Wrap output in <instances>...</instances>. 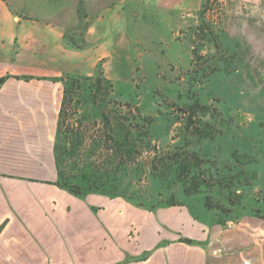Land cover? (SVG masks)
Wrapping results in <instances>:
<instances>
[{"label": "crops", "instance_id": "crops-1", "mask_svg": "<svg viewBox=\"0 0 264 264\" xmlns=\"http://www.w3.org/2000/svg\"><path fill=\"white\" fill-rule=\"evenodd\" d=\"M58 1L65 0H0V264H255L249 256L256 251L248 245L236 259V225L224 230L206 226L202 238H192L200 245H189L165 229L190 232L188 210L154 213L101 195L82 200L55 185L63 84L54 79L65 75L66 50L80 54L65 43L63 17L50 14ZM72 1L78 13L81 0ZM122 1L110 12L120 11ZM146 1L175 21L178 17L179 24L202 7V0ZM225 2L220 48L234 57L236 14L247 24L241 30L249 39L262 37L264 0ZM79 61L76 57V67ZM131 227L137 229L134 238H129Z\"/></svg>", "mask_w": 264, "mask_h": 264}, {"label": "rangeland", "instance_id": "rangeland-1", "mask_svg": "<svg viewBox=\"0 0 264 264\" xmlns=\"http://www.w3.org/2000/svg\"><path fill=\"white\" fill-rule=\"evenodd\" d=\"M119 1L81 0L78 13L72 0L50 8L52 16L64 19L68 48L74 49L70 40L82 46L74 51L79 56L66 50L65 74L102 72L113 83L115 96L123 105L137 106L163 142L178 145L188 135L190 150L205 151L223 166L252 175L246 197L248 208L259 217L244 215L227 227H208L224 230L236 225V259L245 255L248 249L242 246L248 245L256 251L250 260L264 264V48L257 44L264 34L249 39L241 30L247 24L236 14V56H227L220 48L225 0H202L198 13L183 18L182 24L145 0H123L120 11L111 13L109 8ZM192 224L190 232L178 226L163 229L185 239L202 238L207 225L194 219ZM136 230L129 228V238Z\"/></svg>", "mask_w": 264, "mask_h": 264}, {"label": "trees", "instance_id": "trees-1", "mask_svg": "<svg viewBox=\"0 0 264 264\" xmlns=\"http://www.w3.org/2000/svg\"><path fill=\"white\" fill-rule=\"evenodd\" d=\"M68 45L82 49L73 40ZM57 81L63 84V100L54 145L56 186L82 200L90 195L120 198L150 212L186 207L207 226L227 227L244 215L259 217L246 197L252 175L223 166L205 151L190 150L188 135L178 145L163 142L137 106L123 105L115 96L102 72L65 74ZM181 242L200 245L192 239Z\"/></svg>", "mask_w": 264, "mask_h": 264}]
</instances>
